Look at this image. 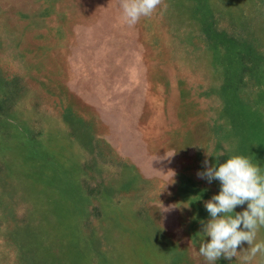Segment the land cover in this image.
Wrapping results in <instances>:
<instances>
[{
	"label": "rangeland",
	"instance_id": "1",
	"mask_svg": "<svg viewBox=\"0 0 264 264\" xmlns=\"http://www.w3.org/2000/svg\"><path fill=\"white\" fill-rule=\"evenodd\" d=\"M120 4L0 0V264H206L207 150L264 170V0Z\"/></svg>",
	"mask_w": 264,
	"mask_h": 264
},
{
	"label": "clouds",
	"instance_id": "2",
	"mask_svg": "<svg viewBox=\"0 0 264 264\" xmlns=\"http://www.w3.org/2000/svg\"><path fill=\"white\" fill-rule=\"evenodd\" d=\"M160 0H121L122 14L129 25H134L141 17L150 16ZM209 164L207 156L213 155L207 150L203 161V171L197 176L209 182L218 180L220 190L204 207L209 214L202 221V236L198 252L206 264H216L222 256L225 259L237 257L238 246L247 242V260L257 254L264 257V240H258L260 228L264 227V170L244 154H228L223 162L219 157ZM246 205L242 211H235L237 206ZM205 237L210 239L205 240Z\"/></svg>",
	"mask_w": 264,
	"mask_h": 264
},
{
	"label": "bare ground",
	"instance_id": "3",
	"mask_svg": "<svg viewBox=\"0 0 264 264\" xmlns=\"http://www.w3.org/2000/svg\"><path fill=\"white\" fill-rule=\"evenodd\" d=\"M89 3H90V2H89ZM92 12H93V11H92ZM173 49H174V48H173ZM175 50H176V49H175ZM199 59H200V58H199ZM175 91H176V90H175ZM75 97H76V95H75ZM0 99H1V98H0ZM8 108H9V107H8ZM39 114H40V113H39ZM46 125H47V124H46ZM139 126H140V125H139ZM20 129H21V128H20ZM48 131H49V130H48ZM49 133H50V132H49ZM49 133H48V134H49ZM50 138H51V137H50ZM53 138H54V135H53ZM53 140H54V139H53ZM50 142H51V141H50ZM31 144H32V142H31ZM26 145H27V144H26ZM91 145H92V144H91ZM37 146H38V145H37ZM37 146H35V148H36ZM39 146H40V145H39ZM39 146H38V147H39ZM169 146H170V145H169ZM30 148H31V147H30ZM13 149H14V148H13ZM37 149H38V148H37ZM49 149H50V148H49ZM63 149H64V148H63ZM163 149H164V148H163ZM28 150H29V149H28ZM38 150H39V149H38ZM41 150H42V149H41ZM25 151H26V150H25ZM32 151H33V150H32ZM39 151H40V150H39ZM39 151H38V152H39ZM69 151H70V150H69ZM162 151H163V150H162ZM10 152H11V151H10ZM14 153H15V152H14ZM14 153H13V154H14ZM21 153H22V152H21ZM25 153H26V152H25ZM30 153H31V152H30ZM30 153H29V154H30ZM35 153H36V152H35ZM41 153H42V152H41ZM44 153H45V152H44ZM71 153H72V151H71ZM149 153H150V152H149ZM5 154H6V153H5ZM67 154H68V153H67ZM72 154L74 155L75 153H72ZM18 155H19V154H18ZM18 155H16V156H18ZM40 155H41V154H40ZM43 155H45V154H43ZM14 156H15V155H14ZM27 156H28V155H27ZM35 156H37V155H35ZM74 156H75V155H74ZM5 157H6V156H5ZM39 157H40V156H39ZM16 158H17V157H16ZM19 158H20V155H19ZM40 158H41V157H40ZM64 158H65V156H64ZM73 158H74V157H73ZM12 159H13V158H12ZM37 159H38V158H37ZM54 159H55V157H54ZM66 159H67V158H66ZM13 160H14V159H13ZM41 160H42V159H41ZM25 161H26V159H25ZM39 161H40V160H39ZM39 161H38V162H39ZM57 161H58V160H57ZM72 161H73V160H72ZM10 162H11V160H10ZM10 162H9V163H10ZM13 162H14V161H13ZM15 162H16V161H15ZM27 162H28V161H27ZM36 163H37V162H36ZM39 163H40V162H39ZM41 163H44V162H41ZM41 163H40V165H41ZM10 164H11V163H10ZM16 164H17V163H16ZM26 164H27V163H26ZM37 164H38V163H37ZM8 165H9V164H8ZM17 165H18V164H17ZM9 166H10V165H9ZM28 166H29V163H28ZM34 166H35V165H34ZM37 166H38V165H37ZM46 166H48V165H46ZM30 167H31V166H30ZM50 167H51V166H50ZM50 167H49V168H50ZM43 168H44V167H43ZM46 168H47V167H46ZM31 169H32V168H31ZM51 169H53V168H51ZM8 170H9V169H8ZM46 170H47V169H46ZM49 170H50V169H49ZM28 171H29V170H28ZM21 172H22V171H21ZM44 172H45V171H44ZM48 172H50V171H48ZM53 172H54V171H53ZM23 173H24V172H23ZM38 174H39V172H38ZM43 174H44V173H43ZM52 174H53V173H52ZM60 175H62V174H60ZM29 176H30V175H29ZM42 176H43V175H42ZM56 176H57V174H56ZM62 176H63V175H62ZM64 176H65V175H64ZM18 177H19V176H18ZM18 177H17V178H18ZM30 177H31V176H30ZM49 178H50V176H49ZM59 179H60V178H59ZM59 179H58V180H59ZM61 179H62V178H61ZM50 180H51V179H50ZM48 181H49V179H48ZM60 182H61V180H60ZM31 183H32V182H31ZM53 184H54V183H53ZM56 184H57V183H56ZM62 184H63V183H62ZM47 185H48V184H47ZM47 185H46V186H47ZM63 185H64V184H63ZM57 186H58V184H57ZM59 186H62V185H59ZM66 186H67V185H66ZM48 187H49V186H48ZM57 188H58V187H57ZM56 193H57V192H56ZM109 197H110V196H109ZM52 207H53V206H52ZM53 208H54V207H53ZM60 212H61V211H60ZM120 212H121V211H120ZM81 222H82V221H81ZM146 224H147V223H146ZM125 229H126V228H125ZM78 232H79V231H78ZM21 233H22V232H21ZM25 233H26V232H25ZM126 233H127V232H126ZM32 234L34 235V233H32ZM32 234H31V235H32ZM151 234H152V233H151ZM23 235H24V234H23ZM82 236H83V235H82ZM75 237H76V236H75ZM30 238H31V237H30ZM105 238H106V237H105ZM130 238H131V237H130ZM62 239H63V238H62ZM31 240H33V239H31ZM141 240H142V239H141ZM155 240H156V239H155ZM96 241H97V240H96ZM90 242H91V241H90ZM31 244H32V243H31ZM68 246H69V245H67V247H68ZM37 247H38V246H37ZM112 247H113V246H112ZM43 251H44V250H43ZM39 252H40V251H39ZM36 253H38V252H36ZM40 254H41V253H40ZM40 256H41V255H40ZM35 258H36V257H35ZM39 258H40V257H39ZM78 258H79V257H78ZM37 259H38V258H37ZM106 259H107V258H106ZM91 260H92V259H91ZM39 261H40V260H39ZM80 261H81V260H80ZM80 261H79V262H80ZM99 261H100V260H99ZM53 262H54V261H53ZM71 263H72V262H71ZM77 263H78V262H77ZM257 263H258V262H257ZM39 264H40V263H39ZM43 264H44V263H43ZM59 264H60V263H59ZM63 264H64V263H63ZM69 264H70V263H69ZM73 264H74V263H73Z\"/></svg>",
	"mask_w": 264,
	"mask_h": 264
},
{
	"label": "crops",
	"instance_id": "4",
	"mask_svg": "<svg viewBox=\"0 0 264 264\" xmlns=\"http://www.w3.org/2000/svg\"><path fill=\"white\" fill-rule=\"evenodd\" d=\"M100 108L102 109L103 112H105L106 109L104 107H100Z\"/></svg>",
	"mask_w": 264,
	"mask_h": 264
}]
</instances>
